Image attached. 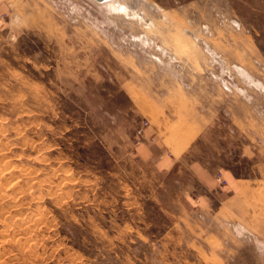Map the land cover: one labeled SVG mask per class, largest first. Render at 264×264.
<instances>
[{
  "label": "rangeland",
  "instance_id": "obj_1",
  "mask_svg": "<svg viewBox=\"0 0 264 264\" xmlns=\"http://www.w3.org/2000/svg\"><path fill=\"white\" fill-rule=\"evenodd\" d=\"M118 2L0 0V264H264L260 192L215 218L190 168L264 187V0ZM150 94L209 117L173 170Z\"/></svg>",
  "mask_w": 264,
  "mask_h": 264
},
{
  "label": "crops",
  "instance_id": "obj_2",
  "mask_svg": "<svg viewBox=\"0 0 264 264\" xmlns=\"http://www.w3.org/2000/svg\"><path fill=\"white\" fill-rule=\"evenodd\" d=\"M189 96L162 101L150 94L151 107L148 113L151 115L149 117L151 122L145 127L143 141L135 150L140 158L154 162L161 172L173 170L185 162V157L195 148L196 141L204 133L209 121L207 112L202 113L203 111L200 110L199 99L192 95ZM190 168L195 170L200 168L203 171V173L201 171L196 173L203 174L200 176L208 194L196 197L197 201L202 203L201 208L206 213L214 208L215 218L225 220L226 213L240 212V206L250 203L251 196L258 191L263 200L262 208L260 206L259 210L264 212L262 210L264 209V187L249 183L253 180L235 178L229 170L223 169L219 172L227 179V185L219 188L216 174L209 176L208 168V173H206L200 159H195ZM258 180H263V178L258 177Z\"/></svg>",
  "mask_w": 264,
  "mask_h": 264
},
{
  "label": "bare ground",
  "instance_id": "obj_3",
  "mask_svg": "<svg viewBox=\"0 0 264 264\" xmlns=\"http://www.w3.org/2000/svg\"><path fill=\"white\" fill-rule=\"evenodd\" d=\"M98 1H103V2H107L105 3V5H107L108 7H114V8H123V12L128 15H133V14H138V10H134V6H128L127 4H121L118 2V0H98Z\"/></svg>",
  "mask_w": 264,
  "mask_h": 264
},
{
  "label": "built area",
  "instance_id": "obj_4",
  "mask_svg": "<svg viewBox=\"0 0 264 264\" xmlns=\"http://www.w3.org/2000/svg\"><path fill=\"white\" fill-rule=\"evenodd\" d=\"M149 125V121L145 119V121L141 122L140 126L137 128L136 131V142L139 143L141 138L144 136L145 127ZM221 182H225L226 180L221 177H218Z\"/></svg>",
  "mask_w": 264,
  "mask_h": 264
}]
</instances>
